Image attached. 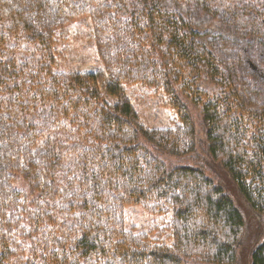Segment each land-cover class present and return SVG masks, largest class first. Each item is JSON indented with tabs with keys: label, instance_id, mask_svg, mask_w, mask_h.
Segmentation results:
<instances>
[{
	"label": "trees",
	"instance_id": "trees-1",
	"mask_svg": "<svg viewBox=\"0 0 264 264\" xmlns=\"http://www.w3.org/2000/svg\"><path fill=\"white\" fill-rule=\"evenodd\" d=\"M84 20L103 93L99 74L52 66L58 31ZM262 20L264 0H0V49L44 56L0 57V264H238L246 221L200 152L264 216V77L247 62ZM142 93L173 127L143 122ZM133 206L168 216L169 244L128 226ZM249 259L264 264V233Z\"/></svg>",
	"mask_w": 264,
	"mask_h": 264
},
{
	"label": "rangeland",
	"instance_id": "rangeland-1",
	"mask_svg": "<svg viewBox=\"0 0 264 264\" xmlns=\"http://www.w3.org/2000/svg\"><path fill=\"white\" fill-rule=\"evenodd\" d=\"M210 27H215V25L209 24L206 26L205 30ZM224 35L223 32L219 33L215 29H212L206 37L209 39L210 44L219 50V57L221 56L220 53L222 47L226 48L230 56L236 55V50L239 49L241 44L237 45L236 41H227V37ZM58 37H60L61 40L57 44V54L52 64L53 68L61 71L75 69L81 73L95 72L100 75L99 87L103 93V84L108 81V76L98 59L87 21L84 20L80 23L69 24L68 27L58 31ZM10 43H12V41L7 43L6 47L0 49V57L5 58L15 56L20 60L29 62H35L44 57L42 52H40L38 43L36 42L24 39L20 42L19 46L13 50L7 48ZM250 49L251 48H248L249 52ZM243 52L245 54L246 50ZM257 52H259V56L250 52L253 58L248 57L247 62L250 61L255 64L257 71L254 72L261 74L262 76V74H264L262 71L264 68V51L259 48ZM222 57L225 56L222 54ZM234 58H236V56ZM129 97L131 103L139 112L140 117L147 126L154 128L173 127L176 121L175 112L165 103V99L161 94H129ZM104 99L109 102L114 101V99L109 96H104ZM194 118L199 126L201 119L197 116ZM198 128L199 132H201L202 128ZM200 154L202 155L201 159L203 158V161H205V165L210 166L213 170L212 174L218 179L217 181L224 186L226 193L233 199L235 205L240 209L244 216L247 225L244 238L240 242L238 264H250V252L264 233V216L253 213L246 202L238 195L236 188L225 172L220 170V168L214 165V163L210 162L208 158L204 160L203 152H200ZM125 215L128 221V226L134 225L136 232H147L152 230L154 225H157V229H153L151 232V237L158 239L160 243H170V239L167 238L169 231L166 229L169 219L168 216H151L143 211L140 206L127 208Z\"/></svg>",
	"mask_w": 264,
	"mask_h": 264
},
{
	"label": "flooded vegetation",
	"instance_id": "flooded-vegetation-1",
	"mask_svg": "<svg viewBox=\"0 0 264 264\" xmlns=\"http://www.w3.org/2000/svg\"><path fill=\"white\" fill-rule=\"evenodd\" d=\"M263 22H264V20H262ZM236 41V43H237V45H240L241 43H240V41L237 39V40H235ZM248 66L250 67V69L251 70H253V71H257V68H256V66H255V64H253L252 62H250V61H248ZM262 67V66H261ZM263 73H264V68H263ZM264 74H262V76H263ZM264 77V76H263Z\"/></svg>",
	"mask_w": 264,
	"mask_h": 264
}]
</instances>
